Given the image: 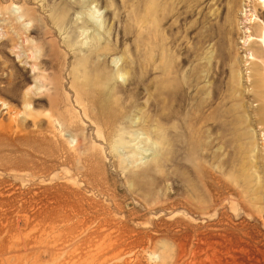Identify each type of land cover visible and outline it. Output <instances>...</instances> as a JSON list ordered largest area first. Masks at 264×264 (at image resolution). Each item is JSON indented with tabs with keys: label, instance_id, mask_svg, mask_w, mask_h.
Listing matches in <instances>:
<instances>
[{
	"label": "rangeland",
	"instance_id": "1",
	"mask_svg": "<svg viewBox=\"0 0 264 264\" xmlns=\"http://www.w3.org/2000/svg\"><path fill=\"white\" fill-rule=\"evenodd\" d=\"M240 11L0 0V264H168L201 230L264 264V52Z\"/></svg>",
	"mask_w": 264,
	"mask_h": 264
},
{
	"label": "bare ground",
	"instance_id": "2",
	"mask_svg": "<svg viewBox=\"0 0 264 264\" xmlns=\"http://www.w3.org/2000/svg\"><path fill=\"white\" fill-rule=\"evenodd\" d=\"M259 12L264 13V0H241L239 27L243 36L240 40L243 45L255 41L262 47L264 52V21L261 19ZM23 17L24 14L19 15L18 20H21ZM243 57L245 58L244 63H248V61L249 63H255L258 59L251 52H246ZM253 76L258 81V70H255ZM228 233H214L201 230L191 240L188 238L180 239L177 245V253L170 258L168 264H261L259 258L254 259L250 257L249 249L247 250L246 247L241 248V240H237L239 247L237 244H233L232 240L229 239ZM251 250L253 252L256 251L254 249ZM152 251L154 252L155 250ZM154 254L156 256V253ZM164 259L167 261L166 258ZM163 264H167V262Z\"/></svg>",
	"mask_w": 264,
	"mask_h": 264
}]
</instances>
